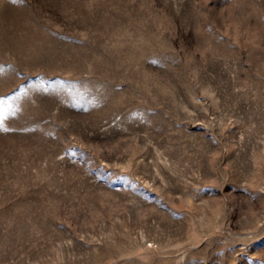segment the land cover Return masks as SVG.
<instances>
[{"label":"rangeland","instance_id":"1","mask_svg":"<svg viewBox=\"0 0 264 264\" xmlns=\"http://www.w3.org/2000/svg\"><path fill=\"white\" fill-rule=\"evenodd\" d=\"M0 264H264V0H0Z\"/></svg>","mask_w":264,"mask_h":264},{"label":"snow or ice","instance_id":"2","mask_svg":"<svg viewBox=\"0 0 264 264\" xmlns=\"http://www.w3.org/2000/svg\"><path fill=\"white\" fill-rule=\"evenodd\" d=\"M3 106H4V100L0 99V125H2L3 122Z\"/></svg>","mask_w":264,"mask_h":264}]
</instances>
